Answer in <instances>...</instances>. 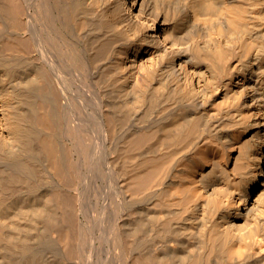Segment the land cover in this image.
<instances>
[{"label": "bare ground", "instance_id": "1", "mask_svg": "<svg viewBox=\"0 0 264 264\" xmlns=\"http://www.w3.org/2000/svg\"><path fill=\"white\" fill-rule=\"evenodd\" d=\"M0 264H264V0H0Z\"/></svg>", "mask_w": 264, "mask_h": 264}]
</instances>
